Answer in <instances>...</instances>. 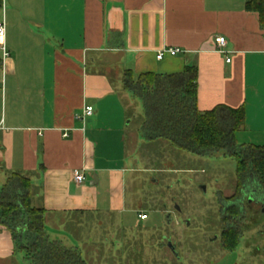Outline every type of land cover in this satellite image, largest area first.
<instances>
[{
  "label": "crops",
  "instance_id": "crops-1",
  "mask_svg": "<svg viewBox=\"0 0 264 264\" xmlns=\"http://www.w3.org/2000/svg\"><path fill=\"white\" fill-rule=\"evenodd\" d=\"M248 1L1 0L8 56L0 48V202L21 200L14 178L29 179L50 240L87 264H108L98 255L109 245L104 222L150 220L136 174L154 169L139 168L135 156L150 141L144 119L130 132L128 107L144 104L125 90L127 71L137 78L197 69L199 110L244 107L238 143L264 146V21ZM166 48L181 53L157 60ZM87 107L94 114L84 117ZM0 264H31L1 222Z\"/></svg>",
  "mask_w": 264,
  "mask_h": 264
},
{
  "label": "rangeland",
  "instance_id": "rangeland-1",
  "mask_svg": "<svg viewBox=\"0 0 264 264\" xmlns=\"http://www.w3.org/2000/svg\"><path fill=\"white\" fill-rule=\"evenodd\" d=\"M136 130L144 119L140 102L128 107ZM130 133V134H131ZM240 141L243 139L238 136ZM245 139V138H244ZM129 158L133 155L128 150ZM137 195L145 204L149 221L120 225L104 222L99 259L108 264H264V203L247 202L242 241L234 253L223 247V209L236 194L237 162L224 152L197 155L167 139L143 144L135 154ZM153 180V182H151ZM133 187L130 185L131 192ZM258 194L262 198L259 190ZM252 204V205H251ZM251 205V206H250ZM225 212V210H224ZM171 214L169 220L168 215ZM104 243V242H102Z\"/></svg>",
  "mask_w": 264,
  "mask_h": 264
},
{
  "label": "trees",
  "instance_id": "trees-1",
  "mask_svg": "<svg viewBox=\"0 0 264 264\" xmlns=\"http://www.w3.org/2000/svg\"><path fill=\"white\" fill-rule=\"evenodd\" d=\"M247 9L258 12L264 21V0H249ZM198 78L197 69L187 67L180 74L147 73L137 78L127 71L123 82L125 90L144 104L142 132L147 141L167 139L197 155L224 152L237 162L236 194L226 202L222 218L223 247L234 253L242 241L247 202L264 203V146L238 143L237 134L246 123L244 107L199 110ZM14 179L24 194L17 202L2 198L0 222L13 232L27 260L31 264H87L79 251L50 240L44 211L32 206L29 179Z\"/></svg>",
  "mask_w": 264,
  "mask_h": 264
},
{
  "label": "built area",
  "instance_id": "built-area-1",
  "mask_svg": "<svg viewBox=\"0 0 264 264\" xmlns=\"http://www.w3.org/2000/svg\"><path fill=\"white\" fill-rule=\"evenodd\" d=\"M6 34H7L6 22H5V20L4 21H0V48L3 51L5 57L8 56V50H7L6 42H5ZM216 43L218 45L219 52L227 55L228 52L225 50V48L228 45V40L225 37L221 36V37L216 38ZM180 53H181L180 49H167L166 48V49L161 50L160 52H158L157 60L161 61L167 56L175 57V56H177ZM226 58H227V62L230 63L231 62V58L229 56H226ZM93 114H94V108L93 107H87L84 110L83 116L84 117H89V116H92ZM75 180L79 184L84 183V181H85L84 174L77 173L75 175ZM140 218L142 220H146L148 218V215L141 214Z\"/></svg>",
  "mask_w": 264,
  "mask_h": 264
},
{
  "label": "water",
  "instance_id": "water-1",
  "mask_svg": "<svg viewBox=\"0 0 264 264\" xmlns=\"http://www.w3.org/2000/svg\"><path fill=\"white\" fill-rule=\"evenodd\" d=\"M169 216H171V214Z\"/></svg>",
  "mask_w": 264,
  "mask_h": 264
},
{
  "label": "flooded vegetation",
  "instance_id": "flooded-vegetation-1",
  "mask_svg": "<svg viewBox=\"0 0 264 264\" xmlns=\"http://www.w3.org/2000/svg\"><path fill=\"white\" fill-rule=\"evenodd\" d=\"M261 207H262V205H261Z\"/></svg>",
  "mask_w": 264,
  "mask_h": 264
}]
</instances>
